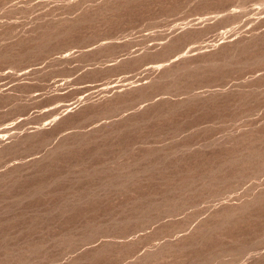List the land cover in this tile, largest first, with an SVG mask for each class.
<instances>
[{"label": "rangeland", "instance_id": "1", "mask_svg": "<svg viewBox=\"0 0 264 264\" xmlns=\"http://www.w3.org/2000/svg\"><path fill=\"white\" fill-rule=\"evenodd\" d=\"M0 264H264V0H0Z\"/></svg>", "mask_w": 264, "mask_h": 264}]
</instances>
